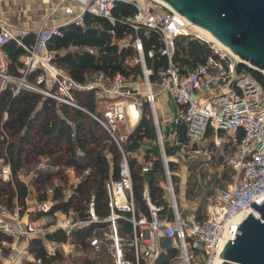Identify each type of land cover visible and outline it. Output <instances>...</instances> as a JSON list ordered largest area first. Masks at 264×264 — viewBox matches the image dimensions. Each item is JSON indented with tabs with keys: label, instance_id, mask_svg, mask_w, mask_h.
<instances>
[{
	"label": "built area",
	"instance_id": "1",
	"mask_svg": "<svg viewBox=\"0 0 264 264\" xmlns=\"http://www.w3.org/2000/svg\"><path fill=\"white\" fill-rule=\"evenodd\" d=\"M12 1L20 0H0V8L3 3ZM56 1V8L48 16L61 8L70 16L66 22H82L85 11L105 15L115 22L116 0H72L68 4L69 0ZM126 1L136 6L135 13L126 18L130 26L135 31L141 26L154 29L162 39L161 53L167 55L168 65L158 71L155 80L150 79L152 69L146 65L139 35L121 40L120 46L135 47L142 75L127 76L122 72L109 75L101 69L90 79L79 80L60 67L55 60L57 51L49 48V39L58 32L60 24H48V16L33 27L10 23L0 17V89L12 83L14 92L25 87L59 103L83 109L97 121L112 147L104 151L110 167L104 179L100 204L94 189L85 197L79 196L78 185L91 174V164L78 167L57 155L39 157L32 167L14 171L8 157L0 160V179L10 182L15 190L11 204L0 201V264H19L24 257L40 263L41 259L28 251L30 238L56 228H61L66 237L62 240L44 238L47 255L62 252L66 256H77L84 250V241L76 238L74 231L88 224H98L93 234L86 237L92 252L105 246L114 264H157L158 257L167 248L176 249L170 264H216L225 242L234 239L235 217L251 211L259 216L251 203L264 196V85L255 75L239 67L240 63L250 65L248 61L214 43L211 46L215 54L208 55L205 61L187 72H180L172 64L175 37L192 35L211 41L192 27L193 22L163 0ZM31 32L33 38L29 43L25 37ZM9 40L24 48L18 76L8 71V52L4 44ZM35 70H39L35 79H28L29 73ZM261 72L264 75V69ZM156 86L164 88L181 105L174 120L186 123L184 140L175 136V130L172 133L175 138L172 136L167 144L165 122L157 108ZM78 90L93 91L94 111L77 102ZM144 111L153 118L164 170L160 182L162 199L159 201L152 198L149 182L143 179L141 194L146 212L137 208L131 163H135L145 177L152 171L156 156L149 151L146 157V148L150 146L147 139L141 140L137 149L126 146L127 138ZM238 129L242 132L240 137L236 135ZM221 131L231 135L230 139L236 144L234 150L225 152L222 149L229 137L225 138ZM167 147L173 150L169 154ZM218 151L232 167L231 180L224 187H218L202 217L195 202L188 220L178 200L169 162L188 159L185 158L187 152L189 157H197L203 164L214 160ZM75 156L84 159L86 151L77 146ZM115 161L119 164L117 175L114 173ZM47 172L51 177L39 182ZM155 176L158 178L159 173ZM17 182L28 190H35L37 198L33 206L20 203ZM57 191L59 197H55ZM81 197L83 200L75 206L60 205L71 198L76 202ZM120 220L127 224L123 232ZM22 241L24 244L20 246Z\"/></svg>",
	"mask_w": 264,
	"mask_h": 264
},
{
	"label": "trees",
	"instance_id": "2",
	"mask_svg": "<svg viewBox=\"0 0 264 264\" xmlns=\"http://www.w3.org/2000/svg\"><path fill=\"white\" fill-rule=\"evenodd\" d=\"M136 11L133 2L126 0H116L113 8L115 22L113 23L107 16L85 11L82 15V22L75 20L59 25L58 32L52 34L49 39V48L57 51L56 62L66 72L79 80H88L98 70H104L109 75L122 72L127 76L142 75L141 63L136 60L138 52L134 46H120V41L139 35L142 44L145 62L148 68L152 69L150 79L155 80L158 71L168 65V57L161 53L163 47L159 33L151 28L141 26L137 31L130 26L126 18ZM33 33L25 37L27 42H31ZM130 38V39H131ZM211 42L192 35H178L174 40V52L172 55L173 66L182 73L192 69L199 62L205 61L210 54H215ZM8 52V71L16 76L20 75L21 61L20 55L24 48L18 46L14 40H9L4 44ZM239 67L255 75L264 85V75L261 70L240 63ZM39 70H35L27 76L34 80ZM15 86L7 83L0 89V160L8 157L12 163L13 170L17 171L25 163L34 160L40 153L50 147L63 146L66 152H70L69 157L64 160L67 163L75 164L78 167L87 164L92 165V172L86 176L82 183L78 185L79 196H86L94 189L97 193V202L101 203L103 197V184L109 170V163L104 157V151L112 149L111 144L106 141V135L100 129L97 121L83 109L67 103H59L56 99L46 96L40 92L19 88L14 92ZM77 102L91 111L95 110L96 102L94 93L91 90L76 91ZM148 109V106H146ZM178 137L185 139L186 123L183 120L176 122ZM74 132V136L72 133ZM223 133V131H221ZM242 134L238 129L237 137ZM223 144L225 152L232 151L236 144L231 140V136ZM147 139L150 146L146 148V157L149 151L155 154L153 169L145 177L140 172V168L131 163L132 177L134 181L136 204L139 211H147L146 203L142 197L141 189L143 179L148 180L152 198L159 201L162 199V186L160 182L164 178L163 162L156 144V133L153 118L150 113L144 111L141 119L136 124L134 130L126 140L129 149H137L140 142ZM80 146L86 151L84 159L75 156V148ZM167 153H171V148H166ZM216 163H222L219 182L220 187H224L231 180L232 167L225 162V155L220 151ZM217 155V154H215ZM189 174L184 180L183 192L186 199L195 198L200 192V186L205 187L203 195H198V211L202 217L209 198L213 194V189L207 190L210 183L200 184L198 176V166L200 161H187ZM118 161L114 163V173H118ZM173 180L176 182V191H180L178 184L179 176L176 175L178 164L169 162ZM187 168V167H186ZM159 177L156 178V174ZM51 173L40 177L39 182L49 179ZM38 182V183H39ZM38 185V184H36ZM14 187L10 182H3L0 179V201L12 202ZM18 199L24 203L26 186L17 182ZM60 192L55 193L59 197ZM84 196V197H85ZM42 198V197H40ZM80 199V200H79ZM164 199V198H163ZM74 198L62 202L60 205L68 207L77 205L83 197L74 202ZM104 213L105 211H101ZM120 230L127 227V224L120 220ZM98 224H88L76 228L74 231L76 238L84 241V250L74 257L66 256L62 252L48 256L44 246V238L62 240L65 233L61 228H56L30 238L28 244L29 253L35 258H40L41 262L30 260L27 257L21 259L19 264H114V259L107 251L106 247L96 253L92 252L86 237L93 234L94 228ZM96 234L100 235L98 231ZM45 236V237H43ZM176 250V249H175ZM174 249L167 248L162 251L157 259V264H170Z\"/></svg>",
	"mask_w": 264,
	"mask_h": 264
},
{
	"label": "water",
	"instance_id": "3",
	"mask_svg": "<svg viewBox=\"0 0 264 264\" xmlns=\"http://www.w3.org/2000/svg\"><path fill=\"white\" fill-rule=\"evenodd\" d=\"M202 26L241 59L264 69V0H163ZM254 212L237 219L216 264H264V196L251 203Z\"/></svg>",
	"mask_w": 264,
	"mask_h": 264
},
{
	"label": "rangeland",
	"instance_id": "4",
	"mask_svg": "<svg viewBox=\"0 0 264 264\" xmlns=\"http://www.w3.org/2000/svg\"><path fill=\"white\" fill-rule=\"evenodd\" d=\"M12 3L13 4L11 5V7L9 9H6L7 6L5 5V3L2 4L3 15L7 18V20L10 23H14V24L18 23V24L26 26V24L21 21L22 18L30 19V20L32 19L35 22L38 20V18H41L42 13L48 12L49 10L53 11L56 8L57 1L56 0H49L48 2H46V0H34V1H28V2H23V3L22 2L14 3L12 1ZM68 3H70V2H66V4H68ZM59 10H60V8H57V10L55 12H53V13L51 12L52 13L51 18L54 17V14H56ZM19 18H21V19H19ZM210 41H211V43L216 44L215 41H213V40H210ZM157 105L159 106V107L157 106L158 111H159L158 113L161 116L162 108H161L160 102L159 103L157 102ZM168 108H169V110H168ZM166 109L168 110L167 114L169 113V114L176 115L178 113L177 103H175V102L173 104H170V107H166ZM175 124H176V121L173 119V121L170 122L169 128L164 127V137L166 139L167 144L170 143V138L172 136H173V138H175V136L172 134L175 131ZM229 135L230 134L227 131H223V136L225 138L228 137ZM214 151H215V149H214ZM216 154L217 155H215L214 160H211L207 163L201 164L202 161L199 160V158L193 157V156L189 157V154L186 152L185 158H188V159L183 160L181 162H177L178 167H177V170L175 171L176 175L179 176L178 184L180 185V188L183 187V183H184V181H183V183H181L182 179L186 178L187 175L189 174L188 166L185 162L198 160V161H200L199 166H198V169H199L198 170V176H199L200 184L204 185L205 182L210 183V185L207 187V190L212 188L213 194L216 193L219 186L217 184H215V181L219 182L220 173H221V169L223 166L222 163H218V162L216 163V161H217L216 159L218 158V153H216ZM199 190H200V192L197 194V197L189 198V199L185 198L183 190H180L177 192V196H178V200L180 202V206L182 208V212L187 217L188 220H189V216L191 215V213L193 211L194 203L195 202L198 203V197L200 195L204 194L205 187L201 185ZM213 194L209 198H212ZM34 204L35 203L33 202V204H29V206H33ZM32 217H34V213H32ZM43 227L42 228L45 229V225ZM127 237H128V235H126V238Z\"/></svg>",
	"mask_w": 264,
	"mask_h": 264
},
{
	"label": "crops",
	"instance_id": "5",
	"mask_svg": "<svg viewBox=\"0 0 264 264\" xmlns=\"http://www.w3.org/2000/svg\"><path fill=\"white\" fill-rule=\"evenodd\" d=\"M28 1H34V0H20V1H14V3H16V2H22L23 3V2H28ZM46 2H48V1L46 0ZM68 2L71 3L73 1L69 0ZM12 4H13L12 2H5V5L7 6L6 9H9ZM74 8H75V10H77L78 7L76 4L74 5ZM59 11L56 14H54V17H52V18H51V14L53 12L48 16V13L50 12V10L48 12L42 13L41 18H38V20L35 22L32 19L31 20L25 19V18H22V19L19 18V19H21V21L24 22L26 24V26H31V27L36 26L38 23H40L47 16H48V18H47L48 24L66 23V21L70 18V16L63 13L61 8ZM0 17L7 19L3 15V7L0 8ZM15 24H18V23H15ZM156 91L158 93L157 102L158 103L160 102V105L162 108L161 117H162L163 121L165 122V128H167V127L169 128L170 122L173 121V119L176 116H178L180 109H181V105L174 98H172L164 88H162L160 86H156ZM174 102L177 103L178 113L176 115L169 114V113L167 114L169 108L167 110L166 107H170V104H173ZM175 130H176V124H175ZM175 136L177 138H179L177 133L175 134ZM69 154H70V152L69 153L66 152L63 146H61V147H50L48 150L40 153L36 158H34V160L30 161L29 163H25L22 167H25V168L32 167L34 165V161L36 159H38L39 157L44 158V157H54V156L59 155V157H61L63 160H66L69 157ZM184 180H185V178H183V181ZM183 187H184V185H183ZM183 187H181V190H183ZM26 190L27 191H26V195L24 197V204H26V206H28L29 204H33V202L36 200L37 196H36L35 190L33 188L30 190H28L26 188ZM23 244H24V242L22 241L19 245L22 246Z\"/></svg>",
	"mask_w": 264,
	"mask_h": 264
},
{
	"label": "bare ground",
	"instance_id": "6",
	"mask_svg": "<svg viewBox=\"0 0 264 264\" xmlns=\"http://www.w3.org/2000/svg\"><path fill=\"white\" fill-rule=\"evenodd\" d=\"M165 2V1H164ZM166 3V2H165ZM167 5H169L168 3H166ZM170 6V5H169ZM192 27L193 28H196L199 32H200V34L201 35H203L204 37H206V38H208L209 40H213V41H215L216 42V44L220 47V48H222V49H225V50H228V51H230V49H229V47L227 46V45H225L223 42H221L219 39H217L216 37H214V36H212L211 34H209L202 26H199L198 24H195V23H193L192 24ZM242 216V214H239V215H237L236 217H235V219H234V222H233V224L236 226L237 225V219H239L240 217ZM221 257V256H220ZM219 257V258H220ZM218 258V259H219ZM218 259H217V261H218Z\"/></svg>",
	"mask_w": 264,
	"mask_h": 264
}]
</instances>
